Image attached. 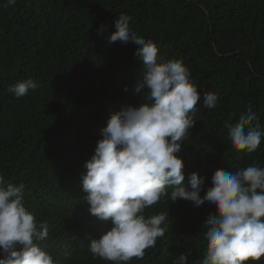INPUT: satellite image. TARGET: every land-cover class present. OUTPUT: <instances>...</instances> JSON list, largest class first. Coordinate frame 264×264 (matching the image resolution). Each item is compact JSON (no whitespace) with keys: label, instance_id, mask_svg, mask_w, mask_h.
Returning a JSON list of instances; mask_svg holds the SVG:
<instances>
[{"label":"trees","instance_id":"trees-1","mask_svg":"<svg viewBox=\"0 0 264 264\" xmlns=\"http://www.w3.org/2000/svg\"><path fill=\"white\" fill-rule=\"evenodd\" d=\"M121 13L165 60H182L199 86L195 123L178 154L182 183L195 171L207 188L217 169L264 167V139L252 153L238 151L225 127L251 104L253 125L264 131V0H17L0 7V175L25 185L26 208L48 225L49 237L38 243L57 264H113L89 251L111 224L89 213L80 177L109 115L141 95L133 90L142 69L137 46L107 41ZM29 78L40 86L26 96L7 90ZM203 91L219 97L214 109L203 106ZM168 211L164 235L126 264H172L189 252L186 264H202V225L215 209L163 198L145 215ZM245 264H264V256Z\"/></svg>","mask_w":264,"mask_h":264},{"label":"clouds","instance_id":"clouds-1","mask_svg":"<svg viewBox=\"0 0 264 264\" xmlns=\"http://www.w3.org/2000/svg\"><path fill=\"white\" fill-rule=\"evenodd\" d=\"M16 2L0 0V7ZM131 19L119 14L107 41L137 46L134 55L142 69L133 90L141 95L135 105L125 104L109 115L80 177L89 213L111 224L90 240V253L113 264L142 259L145 250L164 235L162 225L169 217V211L146 216L145 210L167 198L215 209L202 225L207 242L202 264L260 261L264 256V167L252 163L235 171L217 169L207 188L205 178L195 171L188 174L187 186L182 183L185 165L178 154L195 123L190 114L198 109L199 86L182 60H165L151 39L133 31ZM105 28L101 25L98 34ZM39 86L29 78L7 90L20 98ZM142 93H146L143 101ZM218 100L214 92L203 91L205 108L214 109ZM256 120L249 104L235 124L225 125L234 149L257 150L264 131L259 123L253 125ZM24 189L23 183L0 175V264H57L38 243L49 237L48 225L37 222L26 208ZM190 254H181L172 264H186Z\"/></svg>","mask_w":264,"mask_h":264}]
</instances>
